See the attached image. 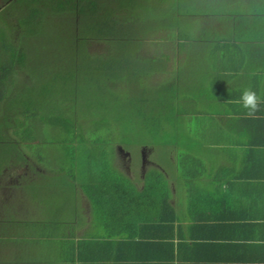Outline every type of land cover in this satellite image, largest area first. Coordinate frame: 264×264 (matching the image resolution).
<instances>
[{
    "label": "trees",
    "instance_id": "obj_1",
    "mask_svg": "<svg viewBox=\"0 0 264 264\" xmlns=\"http://www.w3.org/2000/svg\"><path fill=\"white\" fill-rule=\"evenodd\" d=\"M224 1L14 0L10 5L16 2L17 5L23 7V14L25 15L16 18V24L7 26L8 30L11 28L14 32L21 29L19 37H12V39L7 37L6 29L0 27V101L5 95L3 86L5 88L9 86V83H13L14 79L9 78V75L10 73L14 75L17 73L13 70L14 68H19L28 74L31 81H43L40 88L41 97L38 101H30L28 97L24 99L28 101L25 104L28 121L59 129L63 134V138L59 139L60 144H66L65 152L68 147L71 149L70 145L74 147L73 143L86 141V131L83 129L87 123L94 125V128H102L104 131H109L113 127L117 135H120V137H110L108 134L105 136L98 135L94 141H91L95 143L93 149H105L111 147L113 143L125 145L127 144L125 141H132L134 138L140 140L143 138V134L148 136L149 140L146 142L149 143L159 142L160 138H166L170 145L183 140L194 142L191 139L193 134H191L192 136L188 135L186 130L181 127L185 116L195 115L191 110V100L186 97L184 91H180V88L177 87L178 71L165 80L161 89L144 88L149 85L146 86V83L140 85L137 80L131 79L127 103L123 101L120 92L127 84L124 77L128 73L127 69L136 65V69L139 71L135 75L138 76L140 72H143L141 67L143 65L140 66L143 61L138 63V58L145 57V54L141 53L142 51L139 52L140 44L145 39L143 37L146 35L145 33L162 29L165 34L161 38L164 41L160 43L161 46H164L169 38L175 41L179 47H182L184 42L190 41L189 31L191 27L188 26L191 24L192 18L198 16L199 19H197L196 24H199L201 17L209 16L215 19V14L218 12L228 16L226 9H217L218 2ZM191 7L197 8L192 9ZM2 14L7 17L10 10L8 9ZM58 17H62V20L69 26L62 31L64 37L66 36L65 43L67 41L70 43V59L67 58L69 65L65 71L61 72L59 62H52L51 67L47 60L48 69L50 70L51 67V70H38L39 57L34 52H44V50L28 45L32 51L28 49L27 54L25 43L19 39L21 36L23 38L37 37L50 24V20L55 25V19ZM70 18H75L71 22L74 23L71 27L69 25ZM71 35L72 38L75 37L73 38L74 41L77 37L79 41L89 38V40L104 45L105 49L102 51L92 50L80 45L78 51L77 47L72 46L73 39L69 40ZM197 37L198 35L193 38ZM154 40L150 39V42H155ZM155 45H158V41L155 42ZM160 45L157 47H161ZM150 59L153 62H167L169 56L158 54V57L153 58L152 56L148 58V60ZM145 70L147 69L145 68ZM158 70L159 72H166L167 67H161ZM59 81H62V88L48 85V83ZM83 84H90L93 88L92 92L88 93ZM50 93H53V99L45 97ZM72 93L87 94V96L83 95L82 98L86 102L87 111L85 115L87 117L80 118L76 111L69 109L71 104L66 100H68L67 96ZM105 101H107V106L102 103ZM92 109L97 111V116L92 115ZM31 131L29 125L28 134ZM28 139L36 138L28 135ZM84 152L88 162L91 161V158L99 159L98 166L101 170L98 172L96 183H90V178L87 176L82 179L85 182L82 187L85 196L83 198L88 201L91 209V218L87 224L88 229L82 228L83 231L78 234L76 229L74 230L72 222L76 220V211H74L75 217L71 224L68 223L70 225L68 230L65 222L46 217V222L39 226L51 224L52 227H55L52 234L48 230H39L40 227L35 228V224L39 222L33 221L31 225L35 226H32L31 229L40 232H36V237L28 234L31 247H28L26 264L41 263L36 258L44 256L46 253L40 247V243L49 242L54 234L60 238L59 243L61 245H59L58 256L55 254L48 260L49 264H74V247L77 248L78 262L76 264H90L87 261V253L97 250L99 246L107 247L106 253L108 254L107 257L103 254L99 255L96 261L102 262L101 264L111 261H113L112 264H118L121 258L115 251L114 245L121 247V245L129 244L128 239L133 236L132 232L136 234V230L139 228L141 236H145L144 233L146 232H148L146 236L150 238L157 236L158 231L155 232L153 227L160 226L162 231L163 227L170 221L168 217L174 214V208L170 202L172 179L165 174V171L150 167L142 175L141 184L137 185L113 165L106 152L96 150H84ZM96 152L99 153L100 157H95ZM180 152L178 174L176 173L173 177L175 179L188 176L192 161L191 158L188 159V154L185 151L181 150ZM66 154L69 155L68 164L74 168L76 154H72L71 151H67ZM55 175L61 178L59 173ZM69 175L71 179L75 180L74 173H69ZM81 210H77V220L86 223L84 218L86 219L88 216L82 213L84 207ZM83 225L84 223L80 226ZM148 225L150 228H146ZM59 228L64 234L62 232L59 233L60 235L58 234ZM54 249L56 253V247ZM98 251L103 253L104 248Z\"/></svg>",
    "mask_w": 264,
    "mask_h": 264
},
{
    "label": "crops",
    "instance_id": "obj_2",
    "mask_svg": "<svg viewBox=\"0 0 264 264\" xmlns=\"http://www.w3.org/2000/svg\"><path fill=\"white\" fill-rule=\"evenodd\" d=\"M219 8L228 16L218 12L199 24L192 18L190 41L168 52L171 71L183 74L177 87L195 115L194 128L185 130L199 151L188 176L172 178L168 224L162 231L152 226L155 237L141 236L139 228L129 244L114 245L118 264H264V0H225ZM245 88L260 99L252 116L237 102ZM179 196L185 197L180 203ZM17 214L0 216V264H26L28 234L36 237L31 227L41 224ZM59 239L54 234L57 243L40 264L58 256ZM106 251L99 246L87 261L101 264L97 257ZM73 255L76 264V247Z\"/></svg>",
    "mask_w": 264,
    "mask_h": 264
},
{
    "label": "rangeland",
    "instance_id": "obj_3",
    "mask_svg": "<svg viewBox=\"0 0 264 264\" xmlns=\"http://www.w3.org/2000/svg\"><path fill=\"white\" fill-rule=\"evenodd\" d=\"M10 1L11 0H0V27H4L6 29L7 37H11L12 39V37H19L21 29L14 32L11 28L8 30L7 26L9 25L10 27V24H16V18L25 14H23V7L17 5L16 2L13 5H10L14 0ZM191 8L195 9L197 7ZM8 9L10 10V14L5 17L2 13ZM62 19V17L56 18L55 25H53L50 20V24L45 27V30L35 38H23L21 36L19 39L21 42L25 43V51L27 54L28 49L29 51H32L31 47H28V45L37 47V49L42 48L44 50V52H34L36 56L39 57L38 70L50 71L52 64L54 62H59L58 65L61 72H63L69 65L71 53L69 49L70 43L68 41L65 43L66 36L64 37V33L62 32L69 26L66 25ZM74 20L75 18H70V27L74 25V23H71ZM3 21L4 23H2ZM145 34L146 35L143 36L145 38L143 40L144 42L140 44L141 48L139 51H142L141 53H143V55L145 54V57L138 58V63L143 61L140 64V66L143 65L141 66L143 72H140L138 76H136L135 73L137 74V71L139 70L136 69L137 66L135 65L127 69L128 73L124 76L127 84L123 87V91L120 93H122L123 101L126 103L128 102V94L130 93L129 84L131 79L134 78L140 83V85H142L141 83H146V86L149 85L144 88L155 87L161 89L165 80L169 79L178 71H171V64L169 65L168 61H165V63L162 61L153 62L152 59L148 60V58L152 56L153 58L158 57V54H167L169 56L170 53L168 52L170 50L174 53L176 42L168 38L169 41L167 40V43H165V45L163 44L164 46H161L160 43L164 42L161 38L165 34V31L162 29H156V31L152 30ZM73 38L71 35L69 40ZM150 39H155V42L158 41V45H155V42L153 41L150 42ZM11 41L14 42L13 40ZM80 45L86 49L88 48L92 50L98 49L99 51H102L105 49L104 45H100L94 40H89V38H87V40L79 41L77 37L72 46L77 47V50L79 51ZM159 45L161 47H157ZM43 58H45V60H43ZM47 60L50 62V70L48 69L49 63L46 62ZM161 67H167V71L159 72L158 69ZM145 68L147 70H145ZM13 70L17 72L15 75L13 73H10L9 75V78L14 79L13 83H9V86H6L5 88L3 86V92H5V95H3V99L0 101V176L1 174L2 177L3 175H6L4 178L5 180L3 181L6 188L3 189L1 193L7 194L11 189L13 190V196L9 204H13V199L14 201L18 200L17 206L14 210L15 213L17 214L18 212L21 217L28 216L31 221H38L40 223L46 222V217L49 219H58V221L65 222L66 229H69L70 225L68 223L71 224L75 217L74 211H76V220L72 222L74 230L76 229V232H79L82 228H86L85 230L88 229L89 226L87 225V219L84 218L86 223L77 220V210L82 209L83 197H85L82 191L85 182L82 179L87 176L90 178V183H96L98 172L101 170L98 166L99 159L91 158V161L88 162L89 160L86 158L87 155L84 150L106 152L107 156L113 162V165L120 171L124 172L133 183H137V185L141 184L142 175L150 167L162 169L165 171V174L172 179L178 172L180 151H185L188 154V159H192L194 154L199 151V146L195 143V141L199 142L197 138H191L194 142L192 140H183L176 141L174 145H170V143H167L166 138H160L159 142H146L149 138L144 134L143 138L140 140L134 138L132 141H125V143H127L125 145L113 143L111 147H106L105 149H93L95 143L91 141H94L98 135L105 136L108 134L110 137H120V135H117L116 130H114L113 127L110 128L109 131H104L102 128H94V125L87 123L83 129L86 131V141L73 143L74 147L70 145L71 149L68 147L67 151L76 154L75 166L72 168L71 165L68 164L69 155L66 154L67 151L65 152L66 144H60L59 139L63 138L62 132L54 126L40 123L36 124L28 121V112L25 111V104L28 101H25L24 99H27L26 97H28L30 101H38L41 97L40 88L43 81H31L28 74L21 69L14 68ZM181 75L183 74L181 73L179 75V80L182 82L183 77ZM61 82L48 83V85L52 87L60 86L62 88ZM83 87L88 93L92 92L93 88L90 84H83ZM113 91L116 92L115 90ZM83 95L87 96V94L72 93L67 96L68 100H66L71 104L69 109H71V111H76L80 118L87 117L85 115L87 111L86 102L82 99ZM45 97L54 98L53 93L47 94ZM102 103L107 106V101ZM108 106L112 107L110 104H108ZM92 112V115L97 116V111L95 109H92ZM191 118L192 116L184 117V120L181 123L183 129L189 128L192 130L194 128L190 125L194 124ZM29 125L32 131L28 134ZM28 135L36 139L29 140ZM119 147L122 149H119ZM126 152L129 154H126ZM98 156L100 157L99 153L96 152L95 157ZM143 167H145L144 173H142ZM57 173H59L61 178H58L55 175ZM69 173H74L75 180L70 178ZM93 174L94 177H92ZM10 177L11 179H9ZM11 182L13 184H9ZM1 187L2 184L0 183V188ZM184 199L185 197L179 196V203L180 200ZM82 213L88 216V219L90 220L91 209L89 203L85 205ZM45 214L47 215L45 216ZM83 223L84 225L80 226ZM38 227H40L39 230H48L51 234L52 231L55 230V227H52L51 224ZM93 230L97 231L96 229ZM57 231L58 234L60 232L64 234L61 228ZM56 243L57 242L53 240L40 243V247L47 254L39 257L42 262H44L49 254H51L52 246L56 245ZM28 247H31V241H28Z\"/></svg>",
    "mask_w": 264,
    "mask_h": 264
},
{
    "label": "clouds",
    "instance_id": "obj_4",
    "mask_svg": "<svg viewBox=\"0 0 264 264\" xmlns=\"http://www.w3.org/2000/svg\"><path fill=\"white\" fill-rule=\"evenodd\" d=\"M242 107L247 110V114L252 116L259 111L260 99L257 93L251 88H245L242 90L241 97L237 101Z\"/></svg>",
    "mask_w": 264,
    "mask_h": 264
},
{
    "label": "flooded vegetation",
    "instance_id": "obj_5",
    "mask_svg": "<svg viewBox=\"0 0 264 264\" xmlns=\"http://www.w3.org/2000/svg\"><path fill=\"white\" fill-rule=\"evenodd\" d=\"M144 168L145 167L142 168L143 169V172L142 173H144ZM5 176L6 175H3V177H2V174L0 176V183L2 184V187L0 188V216L3 214L4 210H8L9 212L13 211L15 209V206L13 204L16 203V201H14V199H13V202H12L13 204H11V203L9 204V202L11 201V198L13 196V190L12 189L7 194L1 193V191L6 188L5 184H3V181L5 180L4 179ZM9 179H11V177ZM9 184H13V183L11 182ZM9 188H12V187H9Z\"/></svg>",
    "mask_w": 264,
    "mask_h": 264
},
{
    "label": "water",
    "instance_id": "obj_6",
    "mask_svg": "<svg viewBox=\"0 0 264 264\" xmlns=\"http://www.w3.org/2000/svg\"><path fill=\"white\" fill-rule=\"evenodd\" d=\"M119 149H122L121 147H119ZM142 153H143V151H142ZM126 154H129L128 152H126ZM142 156H143V154H142Z\"/></svg>",
    "mask_w": 264,
    "mask_h": 264
}]
</instances>
